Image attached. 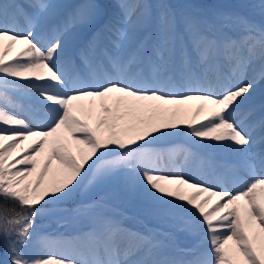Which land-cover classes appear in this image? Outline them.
Listing matches in <instances>:
<instances>
[{"label":"snow or ice","instance_id":"obj_1","mask_svg":"<svg viewBox=\"0 0 264 264\" xmlns=\"http://www.w3.org/2000/svg\"><path fill=\"white\" fill-rule=\"evenodd\" d=\"M28 7L53 6L0 0V196L32 208L34 217L37 206L71 196L85 181L119 177L129 193H143L157 211L189 209L201 220L208 245L201 256L190 251L191 259H154L157 238L93 204L92 222L78 243L51 241L65 254L31 264H264V147L256 150L258 141L264 145V136L256 135L264 118L252 124L236 119L255 82L216 91L213 80L219 84L224 63L243 70L256 56L264 60V25L238 18L245 35L233 39L164 0L159 6L150 0L122 2L121 23L106 25L117 36V50L106 52L88 79L58 64L62 39L47 45L37 39L34 29L43 13ZM104 15L103 0H91L72 19L87 26ZM17 43L22 47L13 54ZM95 45L96 38L89 40V48ZM7 89L31 93V115L21 118ZM188 101L200 103L193 109ZM177 133L191 139L192 147L182 149L186 162L213 147L236 155L201 158L213 181L193 182L196 177L179 171L164 175L160 165L170 150L154 145ZM113 153L118 154L106 159ZM240 170L256 174L245 181L237 175ZM230 181L240 186L231 187ZM213 196L218 199L206 207ZM21 224L17 239L9 240L11 264H28L16 245L20 237L30 238L34 223L27 217L0 223L9 237L12 226Z\"/></svg>","mask_w":264,"mask_h":264},{"label":"rangeland","instance_id":"obj_2","mask_svg":"<svg viewBox=\"0 0 264 264\" xmlns=\"http://www.w3.org/2000/svg\"><path fill=\"white\" fill-rule=\"evenodd\" d=\"M89 1L91 0H77L75 1V7L73 8L79 9L78 6H80V4L84 5L89 3ZM238 1H242L244 6L243 8L235 3L231 5V0H164V2L173 6V8L182 15L189 14L200 18L211 30L216 33V24H220L223 30L226 31V36H230L233 39H236V27H238L239 35L242 36V38L245 35L243 26L238 22V18H246L249 22L256 26L264 25V0ZM14 2L18 4V0H14ZM38 2L47 4L50 2V0H21V4L25 6L35 5ZM97 2H99V0H97ZM122 2H127L129 4V0H103L105 8H108V10L105 11L104 17L100 21L96 22L102 24V33L104 35L103 41L101 43V48H103V50L101 52L102 56H100V59L102 60L104 59L106 52H114L117 50L114 47L119 43L117 36L115 32L108 30L106 25H118L121 23L122 9L120 5ZM136 2L137 0H131L130 5H134ZM150 2L156 6H159L161 0H150ZM224 2H228V5L231 6H227ZM27 10L29 12L40 11L42 13L45 11L38 10L35 7H28ZM46 21V17L40 16L36 26L42 24L41 28H43L45 27L44 23ZM230 21L233 22L231 25H229ZM20 23L23 24V20H21ZM41 28L40 30H42ZM44 29L45 31L41 33L38 32L37 34V39L42 44L47 45L56 38L62 39L65 44L70 34L73 35L72 33H75V31L78 34L81 33V30L85 29V25L74 23L72 17H66L61 21L50 22L49 25H47V28ZM95 29L92 30L95 31ZM93 38H96V44L99 43V41H97L98 34H93L90 30L85 34L83 40L84 45L88 48L90 53H93L95 49V47L89 48V40ZM112 39H115V41ZM15 48L20 49L19 46L15 45L13 48V54H15ZM67 49L68 47L66 46L64 50ZM66 54L67 53L61 54V61L65 59ZM91 57H93V54ZM59 64L63 65V63ZM228 67H230V65L228 63H224L223 69L229 71ZM258 68L259 71L257 72ZM251 69H253V72L250 71ZM65 70L68 71V69ZM262 72H264V60H261L259 56H256L249 65H247L243 70L238 71V75L236 72H234L233 75L236 74L237 76L235 78H230V80L227 82V86H233L248 80L255 82V88L259 86L263 80L261 78ZM248 76H250L249 79ZM6 91L8 92V96L12 100L13 104L20 108L22 112L21 118H25V115H31V113L22 105V102L19 100V94H15L20 93L21 89H7ZM254 94H256L255 91H251L250 95L246 94L247 99L245 100L248 101L245 102V104L242 105L236 113V119L238 121L243 120L247 124H252L256 119L264 118V94L258 97H255ZM262 133H264V129L257 127L256 135L259 136V134L261 135ZM182 135L183 134H180L179 136ZM185 135L187 134L185 133ZM177 142L178 140H176L174 136L158 141L154 146L170 150V154H168V152L165 153V159H167L168 163L174 168L175 166H182V168L188 166V169L191 170L193 163L197 160L198 168L200 167L201 171L204 173L197 175V179L193 182H198L200 179L213 181V172L204 167V165L201 163V158L207 159L209 157H215L217 159H229L230 157H234L236 155V153L232 151L225 153L216 152L213 147L209 150V152L200 150L199 158H190L186 162V152L183 151L181 147H179L180 145H178ZM259 148L260 147L257 145L256 150L259 151ZM163 163L165 164L166 161L164 160ZM170 173L171 172H163L164 175H169ZM248 173V170H240L238 171L237 175L240 179L246 181L250 178ZM188 177L185 176V178ZM93 184L94 183L85 181L83 185L71 196L59 201H49L47 204L53 206L52 208L65 213H70L73 210H78L85 207L91 208V205L93 204H102L104 205L105 211H107L109 214L117 215L123 221V223L127 224L128 226H137L140 230H143V233L151 234L153 237L155 233L160 232L159 234L166 236L164 237V241L162 242L161 246L158 248V250H156V252L159 253V260L161 261L191 259L192 256L188 254L190 251H194L197 256L199 253V256H201L202 254L208 252L205 228L199 217L195 216L189 209H180L178 213H170V215L163 212H161L160 215L158 211L157 215H150L147 209L144 208L142 202L144 200L139 198L141 193H127V190L123 192L120 189H117L118 185L120 188H125L121 178L117 180V183L113 188L103 189L102 186L101 191L99 187H95ZM88 186L91 187L88 188ZM239 186L240 185L238 184L237 187ZM102 189L106 191H102ZM216 190L221 191L223 189L218 188ZM203 197L204 196L201 198ZM102 200L109 202L110 204L104 203ZM42 205L37 206L35 209L37 214L32 217V208L23 206L18 201H14L11 198H4L3 196H0V223L7 224L8 221L24 220L26 217L31 218L34 223V228L31 230L30 238L27 240H25L23 237L19 238L20 242L16 245L19 258H22V256L26 254L27 244H30L31 246L32 242H34L36 246L41 245L45 252H41V254L36 258H26L24 261H27L28 264H31L30 262L38 258H47V256L51 254L63 256L55 252L56 246L51 243V241H55V234L57 233L56 231L52 230V227H54L56 224V219L50 220L48 217H46L50 208H44ZM170 207H173V205ZM192 224H194V227L190 226ZM22 226V224L13 225L11 229V237L6 236L2 231H0V264H7L5 261L12 259L9 252V240L17 239L18 233H20ZM61 233H63V231H61ZM165 240L168 242L166 243ZM71 243L76 244L74 241ZM193 244L196 247H194ZM197 248L199 249L198 251ZM160 249L161 251L159 252ZM162 252L166 254L163 255Z\"/></svg>","mask_w":264,"mask_h":264},{"label":"bare ground","instance_id":"obj_3","mask_svg":"<svg viewBox=\"0 0 264 264\" xmlns=\"http://www.w3.org/2000/svg\"><path fill=\"white\" fill-rule=\"evenodd\" d=\"M44 1V0H42ZM75 1L77 0H50V2H48L47 4L52 5V8H49L47 10H45L43 12V15H41V17H46L47 21L44 23L45 27H42V24H39L37 26H35V32L38 34L45 31L44 28H47V25H49L50 22L54 21H61L63 19H65L66 17H73V14L75 12H77L80 7L82 6L80 4L79 9H74L73 7H75ZM91 2V1H89ZM18 4H21V0H18ZM131 4V0H129V5ZM108 8H105V11H107ZM50 12V13H49ZM49 13V14H48ZM233 22L230 21L229 25H231ZM87 27V28H86ZM40 28L42 30H40ZM96 28V29H95ZM92 29H95L92 30ZM92 31L93 34H98V38L97 41H99V43H97L95 45V49L93 51V53H90L88 51V48L84 45L83 40L85 37V34L88 31ZM237 30V35H236V39H241L242 36L239 35V30L238 27H236ZM216 31L218 34H223L226 35V31L223 30V28L220 26V24H216ZM45 33V32H44ZM73 35H69V38L66 40L65 44H64V48L67 46L68 49L64 50L63 53H67L65 55V59L64 60H58V64L59 63H63V67L65 69H68V71L71 73L73 71V68L78 70V74H83L84 77L88 78V79H92L94 77V73L92 71V66L95 65L96 63L102 62L103 60L100 59L101 52L103 50V48H101V43L103 41L104 35L102 33V24L101 23H93L91 25H87L85 26L84 30H81V33H72ZM113 41H115V39H112ZM17 46H19V48L22 47L21 44L17 43ZM45 45V44H44ZM20 49L15 48L14 51L15 53L17 51H19ZM126 51V49H125ZM93 54V57H91V55ZM10 59V57H9ZM69 61H71V63H69ZM255 65V64H254ZM229 71L223 69V77L220 78L219 80V84L216 85L215 84V77L213 78L214 80V87L216 91H220L221 88L225 85H227L228 80H230V78H235L238 74L239 69H237L234 65H230ZM250 71L253 72V69H251ZM259 71V68L257 70V72ZM234 72H236L235 75ZM250 78V76H248V79ZM21 84H24L25 81L21 80L20 81ZM39 83V82H37ZM254 91L256 94L255 97L261 96L264 94V79L261 81V83L259 84V86L254 88ZM15 94H19L18 98L19 100L22 102V105L30 112V109L32 107L31 104V100H30V95L31 93L28 92L27 89H21L20 93H15ZM248 100H244L242 105L245 104V102H247ZM199 101H188L187 104L192 106V108L194 109V107L199 104ZM241 105V106H242ZM31 113V112H30ZM191 113H189V117H190ZM202 118V117H201ZM260 119H256V121H259ZM180 133H177L175 136V139L178 140L177 144L180 145L179 147H181L182 149L184 148H191L192 144H191V140L190 137H188L187 135H185V133L182 136H179ZM171 136V137H174ZM259 136H264V133H262L261 135L259 134ZM258 136V137H259ZM179 137V138H178ZM170 138V137H168ZM169 141V140H168ZM167 142V141H166ZM27 143V142H25ZM258 146L260 148L264 147V145H260L258 144ZM259 148V150H260ZM177 149V148H175ZM169 150V149H168ZM174 150V149H173ZM210 149H205V151L209 152ZM214 150L216 152H229L231 151L230 149H224V148H215ZM118 153H113L109 156L106 157V159H112L115 155H117ZM168 154H170V152H168ZM166 161V163L164 164L163 162L161 163L160 167H162L164 169L165 172H183L185 174L186 177L188 176H194L196 177L197 175H199L200 173H204L203 171H201V168H198V163L197 160L196 162L193 163V167H191V170L188 169V166L182 168V166H175L172 167L167 159H164ZM177 164V163H174ZM256 173L249 171L248 175L253 176ZM119 179V177H115V178H111V179H107L103 182L100 183H94L93 185L96 187L100 188L101 191V187L103 186V189H108V188H113L116 183L117 180ZM162 183L164 184H174L175 182L172 181H162ZM230 183V182H229ZM231 187H237L238 184L231 182L230 183ZM91 186H88V188H90ZM93 187V186H92ZM102 191H106L103 190ZM117 189H120L121 191H126V188H120L119 185L117 186ZM222 189V188H220ZM191 191V190H189ZM128 193V191H126ZM207 193L202 194V196H207ZM201 196V197H202ZM140 199H143V205L144 208L147 209L148 213L150 215H157V210L155 209V205L153 202L149 201L148 199L145 198L144 194L141 193L139 195ZM218 198L213 196L211 198V202L206 206L208 208H210L212 206V204L217 200ZM103 201V200H102ZM104 203L110 204L109 202H105ZM54 206H58V205H54ZM171 204L168 205V207H170ZM42 207L44 208H50L48 211V214L46 215V217H48L50 220L52 219H56V224L54 227H52L53 231H56L57 233L55 234V241H61V242H75L78 243L80 238L83 236V234L85 233V231L88 229L89 225L92 222V218H93V213L90 211V208L85 207V208H80L78 210H73L70 213H65L63 211H59L56 210L54 208H52L53 206L48 205V204H43ZM161 215V212L158 211ZM168 215H170V213H168ZM127 227L140 231L142 232L143 230H140L137 226L134 227V225H130L128 226L127 224H125ZM61 231H63V233H61ZM160 233V232H159ZM159 233H155L154 237L157 238L160 241V246L162 244V242L164 241V237H166L165 235H161ZM166 243L168 242L167 240H165ZM55 252L57 254L60 255H64V248L62 246L59 245H55ZM194 247H196L193 244ZM158 250V249H157ZM199 249L197 248V251ZM26 254L22 256V260H25L26 258L30 259V258H36L37 256H39L41 254V252H45L44 248L41 245H35L34 242L30 244H27V249H26ZM161 251V249L159 250V252ZM163 255H165L166 253H163ZM200 254V253H199ZM198 254V256H199ZM28 255V256H27ZM27 256V257H26ZM154 259H159V253L156 252L154 254V256L152 257ZM203 258H208V256H203ZM7 262V264H11V259L5 261ZM31 263V262H30Z\"/></svg>","mask_w":264,"mask_h":264},{"label":"trees","instance_id":"obj_4","mask_svg":"<svg viewBox=\"0 0 264 264\" xmlns=\"http://www.w3.org/2000/svg\"><path fill=\"white\" fill-rule=\"evenodd\" d=\"M231 2H232V3H231V5H232V4H234V3H237L238 1H237V0H231ZM224 3H226L227 6H231V5H228V2H224ZM224 3H223V4H224Z\"/></svg>","mask_w":264,"mask_h":264}]
</instances>
